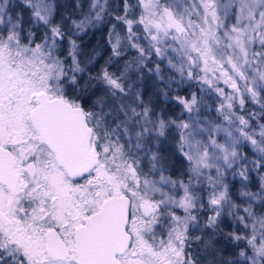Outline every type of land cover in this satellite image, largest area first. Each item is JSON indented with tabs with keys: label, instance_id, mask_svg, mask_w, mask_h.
<instances>
[{
	"label": "snow or ice",
	"instance_id": "obj_1",
	"mask_svg": "<svg viewBox=\"0 0 264 264\" xmlns=\"http://www.w3.org/2000/svg\"><path fill=\"white\" fill-rule=\"evenodd\" d=\"M0 264H264V0H0Z\"/></svg>",
	"mask_w": 264,
	"mask_h": 264
},
{
	"label": "trees",
	"instance_id": "obj_2",
	"mask_svg": "<svg viewBox=\"0 0 264 264\" xmlns=\"http://www.w3.org/2000/svg\"><path fill=\"white\" fill-rule=\"evenodd\" d=\"M107 29L101 27L100 29L89 31L87 34H84L82 37L81 45L86 50L91 51L92 49H97L100 52V57H98V62L103 63V57L106 56L107 44ZM161 101L163 99L161 98Z\"/></svg>",
	"mask_w": 264,
	"mask_h": 264
},
{
	"label": "rangeland",
	"instance_id": "obj_3",
	"mask_svg": "<svg viewBox=\"0 0 264 264\" xmlns=\"http://www.w3.org/2000/svg\"><path fill=\"white\" fill-rule=\"evenodd\" d=\"M163 99V97H161Z\"/></svg>",
	"mask_w": 264,
	"mask_h": 264
}]
</instances>
